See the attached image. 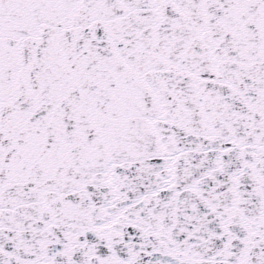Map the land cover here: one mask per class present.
<instances>
[{
    "label": "snow or ice",
    "instance_id": "1",
    "mask_svg": "<svg viewBox=\"0 0 264 264\" xmlns=\"http://www.w3.org/2000/svg\"><path fill=\"white\" fill-rule=\"evenodd\" d=\"M0 264H264V0H0Z\"/></svg>",
    "mask_w": 264,
    "mask_h": 264
}]
</instances>
